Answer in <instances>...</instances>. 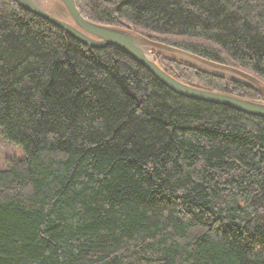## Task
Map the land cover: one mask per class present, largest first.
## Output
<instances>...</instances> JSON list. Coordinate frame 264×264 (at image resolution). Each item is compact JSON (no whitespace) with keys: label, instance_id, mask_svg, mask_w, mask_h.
<instances>
[{"label":"trees","instance_id":"16d2710c","mask_svg":"<svg viewBox=\"0 0 264 264\" xmlns=\"http://www.w3.org/2000/svg\"><path fill=\"white\" fill-rule=\"evenodd\" d=\"M88 19L264 82V0H76ZM201 88L255 90L176 59ZM0 264H264V118L176 94L0 0Z\"/></svg>","mask_w":264,"mask_h":264},{"label":"water","instance_id":"95a60500","mask_svg":"<svg viewBox=\"0 0 264 264\" xmlns=\"http://www.w3.org/2000/svg\"><path fill=\"white\" fill-rule=\"evenodd\" d=\"M27 11L60 27L66 34L89 48L115 46L148 69L163 85L178 95L207 103L227 106L234 110L264 118V82L237 67L218 63L179 47L153 40L135 29L94 22L85 17L76 0H17ZM153 54H163L192 67L230 78L255 90L263 100L187 84L164 70Z\"/></svg>","mask_w":264,"mask_h":264},{"label":"rangeland","instance_id":"374dc122","mask_svg":"<svg viewBox=\"0 0 264 264\" xmlns=\"http://www.w3.org/2000/svg\"><path fill=\"white\" fill-rule=\"evenodd\" d=\"M156 55L157 54H153L155 60L157 59ZM158 55L169 57V56H166V55H163V54H158ZM169 58H171V57H169ZM184 64H186V63H184ZM187 65H189V64H187ZM194 68H196V67H194ZM197 69H199V68H197ZM224 78H226V77H224ZM226 79L231 80L230 78H226ZM22 157H23V149H22V147L17 145V144H15V143H13V142H11V141H8V140L4 139L2 134H1V131H0V168H5V167H7L10 164V162L12 160L20 159Z\"/></svg>","mask_w":264,"mask_h":264}]
</instances>
